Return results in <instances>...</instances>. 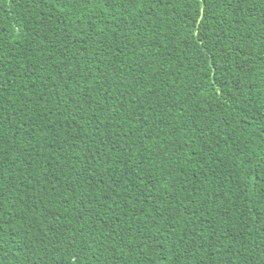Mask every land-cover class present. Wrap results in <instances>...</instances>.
<instances>
[{"label": "trees", "instance_id": "16d2710c", "mask_svg": "<svg viewBox=\"0 0 264 264\" xmlns=\"http://www.w3.org/2000/svg\"><path fill=\"white\" fill-rule=\"evenodd\" d=\"M0 264H264V0H0Z\"/></svg>", "mask_w": 264, "mask_h": 264}]
</instances>
